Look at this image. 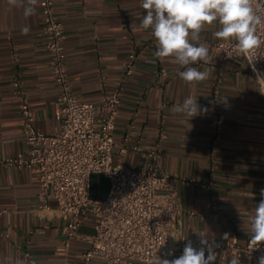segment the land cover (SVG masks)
Here are the masks:
<instances>
[{"label":"crops","instance_id":"obj_1","mask_svg":"<svg viewBox=\"0 0 264 264\" xmlns=\"http://www.w3.org/2000/svg\"><path fill=\"white\" fill-rule=\"evenodd\" d=\"M53 1L64 28L74 95L99 107L106 96L119 92L115 155L124 146L129 166L144 169L155 163L173 178L194 182L176 184L186 214V243L234 234L245 244L264 182V101L245 62L224 60L216 53L212 45L225 41L214 37L215 27L207 28L201 39L209 48V62L194 66L207 70L208 79L188 84L177 75L184 69L154 56L151 30L140 27L146 14L140 0ZM25 26L26 34L21 31ZM133 51L136 68L127 77L125 64ZM15 81L29 100L36 129L54 133L60 126L59 93L39 4L25 19L22 9L0 0V163L29 149ZM189 96L207 111L190 119L171 111ZM135 147L142 152H134ZM148 152L157 158L145 156ZM206 183L212 184L211 191L203 188ZM0 211V264L19 259L25 264H81V255L90 249L91 221L84 224L80 239L65 248L57 205L51 201L43 208L39 187L27 169L0 164ZM215 264L221 263L215 259Z\"/></svg>","mask_w":264,"mask_h":264},{"label":"built area","instance_id":"obj_2","mask_svg":"<svg viewBox=\"0 0 264 264\" xmlns=\"http://www.w3.org/2000/svg\"><path fill=\"white\" fill-rule=\"evenodd\" d=\"M257 3L264 7V0ZM38 4L59 93L56 119L60 126L50 135L37 130L29 100L21 92L20 83L15 81L13 86L21 95L22 131L29 149L26 155L20 154L0 164L29 170L39 187L43 208L48 209L51 201L56 203L63 221L65 248L80 239V231L87 221L92 222L94 235L88 239L90 249L81 255V264H150L158 256L178 258L186 245L183 237L186 214L176 184L189 186L194 182L173 178L155 163L144 169L129 166L124 159L127 154L124 146L115 155L119 92L106 96L99 107L78 100L68 75L64 28L55 14L54 1L38 0ZM259 34L264 39V28ZM234 44L235 41L219 42L212 49L224 60L242 59L264 101V45L250 55H243ZM136 62L137 53L133 51L125 64V76H133ZM133 151L142 152L139 147ZM145 156L157 158L155 152ZM94 177L108 181L106 198L93 199ZM203 188L211 191L212 184H203ZM207 241L213 245L221 264L230 263L234 258L240 264L245 260L258 264V259L264 256V243L253 245L251 238L245 244L234 234ZM192 245L197 249L205 247L208 255L207 246L200 241Z\"/></svg>","mask_w":264,"mask_h":264},{"label":"clouds","instance_id":"obj_3","mask_svg":"<svg viewBox=\"0 0 264 264\" xmlns=\"http://www.w3.org/2000/svg\"><path fill=\"white\" fill-rule=\"evenodd\" d=\"M7 3L10 7L22 9L27 19L35 14L38 0H7ZM140 7L146 13L140 27L150 29L156 42L154 56L160 62L171 60L184 69L177 75L188 84L208 79L207 70L194 66L209 62V48L201 39L207 28L217 29L213 35L218 40L235 41V49L243 55H250L264 45L259 34V30L264 28V7L257 0H140ZM21 31L26 34L28 27H22ZM171 111L190 119L207 109H202L197 99L189 96L174 105ZM260 193L262 198L248 220V233L253 245L264 243V189ZM200 243L207 246V257L205 247L194 248L188 241L178 258L168 260L158 256L150 264H215L213 245L204 238ZM16 264H25V261L19 259ZM230 264H240V261L234 258ZM258 264H264V256L258 259Z\"/></svg>","mask_w":264,"mask_h":264},{"label":"trees","instance_id":"obj_4","mask_svg":"<svg viewBox=\"0 0 264 264\" xmlns=\"http://www.w3.org/2000/svg\"><path fill=\"white\" fill-rule=\"evenodd\" d=\"M109 189L107 180L104 177H94L92 181V197L93 199H104L106 191Z\"/></svg>","mask_w":264,"mask_h":264}]
</instances>
